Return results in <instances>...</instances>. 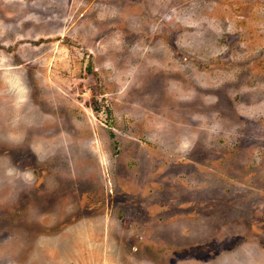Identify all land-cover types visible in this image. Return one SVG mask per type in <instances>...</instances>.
Returning <instances> with one entry per match:
<instances>
[{
    "label": "rangeland",
    "instance_id": "1",
    "mask_svg": "<svg viewBox=\"0 0 264 264\" xmlns=\"http://www.w3.org/2000/svg\"><path fill=\"white\" fill-rule=\"evenodd\" d=\"M0 264H264V0H0Z\"/></svg>",
    "mask_w": 264,
    "mask_h": 264
},
{
    "label": "crops",
    "instance_id": "2",
    "mask_svg": "<svg viewBox=\"0 0 264 264\" xmlns=\"http://www.w3.org/2000/svg\"><path fill=\"white\" fill-rule=\"evenodd\" d=\"M236 193V192H235ZM232 201V199H230V201L229 202H231ZM231 207H232V205H230ZM232 213H236L237 215L236 216H239V215H243V214H247L248 213V211H247V209H245V208H243V207H237V208H235V209H233V211H231Z\"/></svg>",
    "mask_w": 264,
    "mask_h": 264
}]
</instances>
